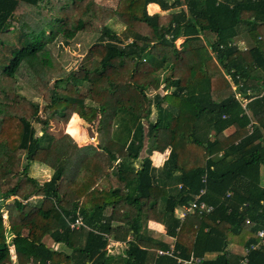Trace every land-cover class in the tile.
<instances>
[{"label": "trees", "instance_id": "1", "mask_svg": "<svg viewBox=\"0 0 264 264\" xmlns=\"http://www.w3.org/2000/svg\"><path fill=\"white\" fill-rule=\"evenodd\" d=\"M151 3L171 12L150 15ZM113 19L133 42L122 45ZM79 33H100L94 59L67 71L50 45ZM21 81L43 98L44 119ZM163 82L164 94L150 99L146 90ZM72 116L64 137L48 133L51 120ZM75 116L98 121L97 146L75 142L84 139ZM154 134L153 154L169 152L159 168L149 146L140 159ZM35 163L53 170L50 180L28 175ZM3 177L0 264H264V0H120L116 9L96 0H0ZM34 195L38 207L29 205ZM196 197L212 211L181 219L177 211ZM149 221L172 240L148 235ZM111 239L127 244L125 254L109 253ZM233 244L246 248L244 260Z\"/></svg>", "mask_w": 264, "mask_h": 264}, {"label": "rangeland", "instance_id": "2", "mask_svg": "<svg viewBox=\"0 0 264 264\" xmlns=\"http://www.w3.org/2000/svg\"><path fill=\"white\" fill-rule=\"evenodd\" d=\"M98 4L105 6V7H109L110 9H116L118 6V3L120 0H96ZM108 27H110L120 38V41L122 42V45H127L128 43L133 42L134 40V33L133 32H128L125 28V26L120 23L117 19H113L110 20L108 22ZM100 33H79V35L75 38L72 39L69 43V45H63V38L60 36L58 38V41H56V43H53L50 45V47L52 48L53 53L55 54V56L58 58V60L65 66V68H67V71H73V72H78L83 66L88 67L90 62L94 59V57L89 53V49L91 48V46L98 42ZM62 40V41H60ZM60 41V42H59ZM184 43V39L178 40L177 44L178 46L181 47V45ZM204 43V41H203ZM163 76H167L169 75L168 70L163 71L162 73ZM161 75V76H162ZM20 92L22 95L26 96L27 99L33 101L34 103H38L40 105V112H39V116L44 119V114H43V107H44V101L43 98L41 96H39L31 87L27 86L24 84V82H20ZM164 87H165V82L162 83L159 91H155L153 88H148L146 90V93L148 95V97L150 99H153L154 95L156 93H160V94H164ZM89 90L88 86H84L82 89L83 93H87V91ZM90 101V100H89ZM88 103L90 104L92 101H90ZM153 113L150 116L149 121L153 122L156 120L157 118V110L155 108L152 109ZM75 120L73 121V125H75L76 123L80 122L81 126H82V130L84 132V139L83 141L80 142H75L78 143L81 147H85L87 145H98L99 141L97 142V138L95 137L96 134H98V121L95 124H89L84 122L83 120H80L77 116H75ZM74 118V116H72V118L69 120L68 124L67 123H62L56 120H51V126L48 128V133L52 136H55L57 139L64 137L65 134V129L67 127V125L70 124L71 120ZM149 121L148 120H143V124L145 127V133L148 132L147 127L149 125ZM117 122L114 120V124H113V128H112V134L114 135L116 130H117ZM36 129H37V133L38 135L41 134V129H42V125L40 123H36L35 124ZM229 131V132H228ZM227 131V135L231 134L233 132V129L230 128ZM146 135V134H145ZM105 141V139H104ZM150 145L149 140L146 139L145 141V147H144V151L141 154V158L146 156V149H148V146ZM153 159V155L151 156ZM157 159V157H155V160ZM22 166H24L25 163V156L22 157ZM137 165L139 166V162L137 163ZM22 168V167H21ZM53 174V170L50 169L49 167H46L42 164H38L35 163L31 166L30 171L28 173V175L32 178H35L37 180H39L41 183L50 180L51 175ZM4 179L0 180V184L5 183V177H3ZM66 184V181H65ZM34 197H38V196H32L31 198V202H30V206L31 207H38L42 204V200H38V198H34ZM42 197V196H41ZM34 198V199H33ZM33 199V200H32ZM2 211L6 213V209H5V204H4V208L2 209ZM180 213H183V211H181ZM6 218V216H5ZM75 226V223L73 224ZM146 228L147 231H150V233L152 235H157V234H161L159 233L156 228L155 229H151L148 226L150 225L149 222H146ZM26 233V231L24 232ZM162 239H167L166 237H164V235L162 234V236L160 237ZM45 241L44 242H49L50 239L48 237L44 238ZM128 239V237H127ZM126 239V241H127ZM112 241L110 242L111 244L108 247V251L109 253H112L113 255L116 254H125L127 249V244L126 243H116L115 241H113V239H111ZM172 239H170L171 241ZM259 246V245H257ZM63 248V246H61ZM13 250V246L11 247V251ZM16 258L15 253L13 252V259Z\"/></svg>", "mask_w": 264, "mask_h": 264}, {"label": "crops", "instance_id": "3", "mask_svg": "<svg viewBox=\"0 0 264 264\" xmlns=\"http://www.w3.org/2000/svg\"><path fill=\"white\" fill-rule=\"evenodd\" d=\"M151 6H156V9H154L153 10V12H152V9H151ZM147 10H148V13L150 14V15H156V14H160V15H166V14H169L171 11H163L162 10V8H161V6L159 5V4H157V3H151V4H149L148 5V8H147ZM240 18L241 19H243V20H245V21H249V22H251L253 19H254V14H253V12H245V13H242L241 15H240ZM246 24L245 23H243L242 25H241V29H245L246 28V26H245ZM242 30V31H243ZM245 32V31H244ZM244 32H243V34L241 33V40H242V43L245 45V46H247V44H246V42H245V36L246 35H244ZM201 38L203 39V41L205 40V37H203V36H201ZM181 39H184V41H185V38H179V40H181ZM244 45H242L243 46V48H244ZM228 80H229V77H228ZM81 120V119H80ZM65 134H66V129H65ZM168 154H169V152L167 151L166 153H163V154H161V153H155L154 152V154H153V165L154 166H156L157 168H159V167H161V166H163V163H164V161H165V159H166V157L168 156ZM155 157H157V159L155 160ZM34 198H38V200H40L41 199V197L40 196H38V197H34ZM33 198V199H34ZM32 199V200H33ZM8 203V202H7ZM149 223H150V225L148 226L149 228H151L152 230L153 229H155L156 228V230L159 232V233H161V234H157L156 236L155 235H152L151 233H150V231H148V235H151L153 238H159V239H161V240H163L164 242H170V238L169 237H167V235H166V230H165V228H164V226L163 225H161V224H159V223H157V222H154V221H149ZM162 234L164 235V237H166L167 239H162V238H160L161 236H162ZM260 244H262L260 247H263L264 248V244L262 243V242H259V245ZM229 250H230V252L234 255V256H242L243 257V260H244V257L247 255V251H246V248L245 247H243V246H241V245H236V244H233V245H231L230 247H229ZM209 255H211V257H213L214 255H212V254H209Z\"/></svg>", "mask_w": 264, "mask_h": 264}, {"label": "built area", "instance_id": "4", "mask_svg": "<svg viewBox=\"0 0 264 264\" xmlns=\"http://www.w3.org/2000/svg\"><path fill=\"white\" fill-rule=\"evenodd\" d=\"M246 103V102H245ZM199 197H196L195 201L191 204V206H189V208H183V213H179L178 216L181 219H184V217L186 216V214H188L189 212H194V210L196 208H199L203 213L204 212H211L212 211V207H207L204 203L199 204L198 203ZM180 211V212H181ZM257 235L264 240V229H261L257 232ZM258 246H254V248H257ZM159 254L161 255H171V252H163V251H159Z\"/></svg>", "mask_w": 264, "mask_h": 264}, {"label": "water", "instance_id": "5", "mask_svg": "<svg viewBox=\"0 0 264 264\" xmlns=\"http://www.w3.org/2000/svg\"><path fill=\"white\" fill-rule=\"evenodd\" d=\"M155 139H156V135L154 134L150 140V145H149V150H148L149 155L153 154Z\"/></svg>", "mask_w": 264, "mask_h": 264}, {"label": "clouds", "instance_id": "6", "mask_svg": "<svg viewBox=\"0 0 264 264\" xmlns=\"http://www.w3.org/2000/svg\"><path fill=\"white\" fill-rule=\"evenodd\" d=\"M67 134V133H66ZM69 135V134H68ZM71 136V135H70ZM72 137V136H71ZM95 137L97 138V142L99 141V135L98 134H96L95 135ZM73 138V137H72ZM74 139V138H73ZM75 140V139H74ZM77 142V141H76ZM78 144V143H77ZM90 145H92V144H90ZM78 146L79 147H81L79 144H78ZM94 146H96V145H94ZM5 205H6V203H4ZM3 208H4V206H3ZM2 208V209H3ZM180 213V210H178L177 211V214H179ZM2 215H4V212L2 211ZM5 216H6V218H5ZM5 216H3V219H5V220H7V217H8V213H7V211H6V213H5ZM14 259H16V258H14Z\"/></svg>", "mask_w": 264, "mask_h": 264}, {"label": "bare ground", "instance_id": "7", "mask_svg": "<svg viewBox=\"0 0 264 264\" xmlns=\"http://www.w3.org/2000/svg\"><path fill=\"white\" fill-rule=\"evenodd\" d=\"M151 8H152V10H154V9H156V6H152Z\"/></svg>", "mask_w": 264, "mask_h": 264}]
</instances>
